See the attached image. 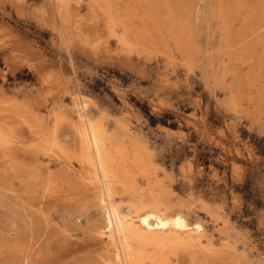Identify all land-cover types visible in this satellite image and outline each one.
<instances>
[{
	"label": "rangeland",
	"instance_id": "rangeland-1",
	"mask_svg": "<svg viewBox=\"0 0 264 264\" xmlns=\"http://www.w3.org/2000/svg\"><path fill=\"white\" fill-rule=\"evenodd\" d=\"M17 1L24 17L17 15ZM86 1H79L83 31L101 23V11H88ZM112 1L123 2L129 18L141 13L133 0ZM172 1L162 0L158 8L165 29L180 16ZM42 5V0H0V132L6 137L0 140V264L116 262L107 232H100L104 214L96 187L73 159L57 157L43 141V133L56 132L65 148L77 147L73 96L78 95L90 98V120L108 115L102 119L108 143L128 150L137 144L151 163L146 174L133 170L136 195L129 197L117 185L112 204L125 211L130 202H158L169 215L180 213L189 224L199 221L212 249H225L226 257L198 252L197 264H264V78L251 82L256 72L251 66L264 52V0H199L198 15L190 14L189 22L200 66L191 67L169 36L171 59L158 45L147 55L136 48L127 52L114 39L105 44L103 32L65 49L49 30L31 22L30 11ZM251 11L262 26L257 31L262 43L251 41L241 51L229 39L228 55L219 51L227 45L223 21L232 33ZM226 68L249 79L236 111L228 106V89L211 78ZM54 113L63 115L58 124ZM117 119L127 123L126 131ZM188 254L177 252L153 264H189Z\"/></svg>",
	"mask_w": 264,
	"mask_h": 264
},
{
	"label": "bare ground",
	"instance_id": "bare-ground-1",
	"mask_svg": "<svg viewBox=\"0 0 264 264\" xmlns=\"http://www.w3.org/2000/svg\"><path fill=\"white\" fill-rule=\"evenodd\" d=\"M79 1L80 0H42L43 5L41 7L38 6L30 11V19L33 20L30 21L34 22L33 24L37 25L38 27L46 28L52 34H54L59 45L65 47V49H69L71 46H73L75 40L77 39H80L81 42L84 44L88 43V39L90 37L99 39L100 35L102 34L101 32H103L105 44H107L110 39H114V42L117 44V46H119L120 48H126L127 52H130L132 48H136L142 50V52L147 55L157 51L158 49L156 45H158L163 47V53L165 54L167 59H171L170 52L168 48H166L165 44V36H169V38L174 42L176 48L180 51L182 56H184V61L187 65H189V67L193 66L194 64L200 66V63L198 62L199 57L197 59V54L199 52L195 47L194 43L195 33L191 20L189 22L190 14L193 13L192 19L195 17V15H198V9L196 4L199 2V0H186L189 2H185L184 0H169L175 2V4L173 5H175V7H177V9L179 10L180 16L176 18V20L171 26L166 27V29L163 27V21L160 18L158 11V8L161 6L162 0H133L135 5L142 7V10L140 14L134 15L131 18H129L128 14L123 11L126 7L123 2L115 3L112 0H87L86 5L88 11H101H99L101 14V23H96L91 26L89 25L90 29L87 31H83L80 25L78 24V20L80 17ZM17 3H19V1H17ZM22 9L23 7L19 3L16 7V10L17 15L20 18L25 16ZM4 15L6 16V12ZM254 18L255 13L253 11L249 12L248 15L242 19L243 23L241 28L233 31L232 33L230 31L231 28L229 22L224 20L221 29V38L225 39L224 44L227 45L223 46L225 49H223V47L221 46L222 48H220L219 51L228 55V41H230L229 39H233L232 43L234 44V48L241 51H244V48L251 41H254L256 45L261 44L263 41V36L260 31H257L261 29L262 26L257 25L255 23ZM218 29L220 30V28ZM164 30L166 32H164ZM125 60L127 59L125 58ZM201 62L204 61L202 60ZM211 63L212 60L208 63V65H211ZM254 66L256 68V72L254 71V74H252V76L250 75L252 77L251 82L257 80L259 81L260 79L264 78V52H262L260 56H258V61L255 65H252L251 67L254 68ZM227 75L230 76V81L228 83H225L224 78ZM246 75L247 74L240 75L234 69L226 68L219 76H215L213 74V76L211 77L214 81L215 86L224 87L228 89V106L234 111H236L238 108L239 100L241 98H244V95L242 94V87L249 82V79L246 77ZM89 100L90 98L85 97L83 95L73 96V108L76 112L77 120L79 121V125L76 126L75 129L78 136L77 147L73 146L71 148H67L66 146L65 148V146H63V142L62 144H60L57 140L55 136L56 132L54 133V135L53 133H43V141L45 142L46 146L57 155V157L62 156L64 158L68 157L69 159H73L78 165V167L85 171L90 184H93L96 187V191L98 194V203L101 205L99 207L102 208L104 214V225H101V227L103 226V231L100 232H107L105 236L106 244L108 245V247H111L110 249H112L111 251L113 252V259L116 261L115 264H153L159 262V260H161L163 257H167V259H170L172 256L176 255L177 252L189 253V264L198 263L196 261L199 258L198 252H200V254L203 253L204 257L208 256V253L211 254V256L212 253H214L216 254V256H218V258H221L223 256L226 257V255H224L225 249L223 251L219 249V251H214V249H212L213 243L210 240V237H207L204 233V228L202 224L199 223V221L197 223L194 222L193 224H189L186 218L180 213L169 215L167 209L161 208L158 202H130L126 207L127 210L125 211L121 209L122 205L120 207L111 203V199L116 194L117 185L122 188L123 193H125L131 198L134 197L136 193L130 183V181L134 177L133 170L138 169L141 171V173L144 172L146 174V172L148 171L147 167L151 163L148 165L147 163L149 162L146 163L144 158H142L139 153L140 151L137 148V144H133L132 148L130 147L131 149L129 148L128 150L127 148H120L117 147L118 145L113 146L108 143L109 138L105 129L102 126V119L107 114L104 115L105 113L101 111L102 114L98 119L90 120L86 115V107L88 105ZM62 116L63 115L56 113V123H59V121L63 119ZM117 121L122 122L121 126L123 130L126 131L127 127L125 124L127 123H125L123 119H117ZM5 122L10 124V122L8 121ZM12 127H14L13 129L16 128L13 125L11 126V128ZM56 130L54 129V131ZM13 131L14 130H12V132ZM4 135L5 134L0 132L1 141H4L6 139ZM7 135H10L8 136L10 138L12 133ZM65 137L67 136L65 135ZM113 140L111 141L113 142ZM8 142L12 143V140ZM68 143L66 144L68 145ZM142 144L144 145L143 142ZM141 148H143V146ZM25 181L22 182L24 183ZM22 187L24 188V186ZM49 188L50 186H48V189ZM28 190L29 189H27V192ZM50 190L52 191V189ZM103 242L101 241V243ZM164 261L165 259L162 260V262ZM165 263L167 264V260L165 261Z\"/></svg>",
	"mask_w": 264,
	"mask_h": 264
}]
</instances>
